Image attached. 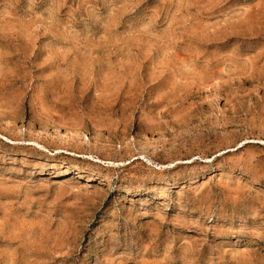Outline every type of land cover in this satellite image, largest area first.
<instances>
[{
  "label": "rangeland",
  "instance_id": "1",
  "mask_svg": "<svg viewBox=\"0 0 264 264\" xmlns=\"http://www.w3.org/2000/svg\"><path fill=\"white\" fill-rule=\"evenodd\" d=\"M0 264H264V0H0Z\"/></svg>",
  "mask_w": 264,
  "mask_h": 264
},
{
  "label": "bare ground",
  "instance_id": "2",
  "mask_svg": "<svg viewBox=\"0 0 264 264\" xmlns=\"http://www.w3.org/2000/svg\"><path fill=\"white\" fill-rule=\"evenodd\" d=\"M76 130H80V128L77 127Z\"/></svg>",
  "mask_w": 264,
  "mask_h": 264
}]
</instances>
